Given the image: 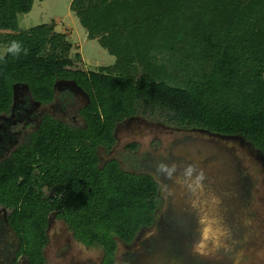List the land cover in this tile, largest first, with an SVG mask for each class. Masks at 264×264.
Returning <instances> with one entry per match:
<instances>
[{"label": "trees", "instance_id": "obj_1", "mask_svg": "<svg viewBox=\"0 0 264 264\" xmlns=\"http://www.w3.org/2000/svg\"><path fill=\"white\" fill-rule=\"evenodd\" d=\"M36 1L47 0H0V46L15 40L28 50L0 55V117L12 112L17 86H28L37 103L50 107L59 83H76L89 103L79 112L81 128L45 115L0 162V208L9 212L8 229L19 245L15 264H48L54 214L78 243L102 250V264H117L120 244L132 248L155 228L164 207L161 184L101 153L115 150L126 121L151 111L171 129L239 139L264 158V0L237 3L219 51L182 26H142L161 22L159 12L168 15L150 8V0H74L71 11L89 38L118 58L97 71L87 70L80 54L72 57L69 38L54 26L21 32L20 16L31 14ZM152 34L171 37L163 47L170 58L134 60L130 52L144 51Z\"/></svg>", "mask_w": 264, "mask_h": 264}, {"label": "rangeland", "instance_id": "obj_2", "mask_svg": "<svg viewBox=\"0 0 264 264\" xmlns=\"http://www.w3.org/2000/svg\"><path fill=\"white\" fill-rule=\"evenodd\" d=\"M73 1H36L31 14L20 16L21 32L42 26H54L56 33L68 38L73 32L72 41L69 39L74 47L72 57L82 55L87 70L115 66V57L88 39L87 31L71 11ZM6 54L7 49L0 46V55ZM56 91V102L49 108L41 107L37 115L28 112V107L35 104L25 101L23 112L18 108L15 113L13 133L25 134L27 123L36 126L46 114L81 128L84 123L79 112L87 102L85 95L63 84ZM22 92L27 91L19 90L15 102L19 106ZM24 97L27 99V95ZM117 137L115 150L111 155L102 153L103 159H117L128 172L154 176L164 198L157 226L140 236L132 248L120 244L117 264H264V158L239 139L171 129L151 111L121 125ZM131 146L137 150H130ZM161 163L176 166L172 179L157 171ZM188 165H194L197 173L203 171V189L192 192L186 184L182 186V174ZM195 175L188 183H195ZM8 214L0 209V264H15L19 252L7 227ZM203 216L214 220V227L225 233L220 247L208 245L207 255L193 251V244L200 240L199 220ZM50 240L48 264H102V250L78 243L55 214L51 216ZM20 264H26L25 260Z\"/></svg>", "mask_w": 264, "mask_h": 264}, {"label": "crops", "instance_id": "obj_3", "mask_svg": "<svg viewBox=\"0 0 264 264\" xmlns=\"http://www.w3.org/2000/svg\"><path fill=\"white\" fill-rule=\"evenodd\" d=\"M150 2L148 5L150 8H163L168 15L159 12L158 16L161 22L155 23L156 21H153L150 25L144 24L142 26L146 25V28H148V25L151 30L155 28L161 30L163 27L172 30L173 28L176 29L182 26L192 31L194 35L201 38L209 47L215 51H219L230 28L232 20L231 10H235L237 3H241L242 0H150ZM169 14L174 17V20L173 17H169ZM68 35L70 41H72L73 32ZM88 39L91 40L89 33ZM144 40H146L145 46H147L144 51L134 50L130 52L131 56H134V60L140 61L143 56L148 55L147 59L151 58V60L160 62H165L170 58L171 51L163 50V47L171 45L170 36L167 35L163 38L161 34L159 37L152 34ZM91 41L98 42L107 53L115 57L101 44L100 40ZM115 59L118 61L117 57Z\"/></svg>", "mask_w": 264, "mask_h": 264}, {"label": "clouds", "instance_id": "obj_4", "mask_svg": "<svg viewBox=\"0 0 264 264\" xmlns=\"http://www.w3.org/2000/svg\"><path fill=\"white\" fill-rule=\"evenodd\" d=\"M7 50L14 57L19 56L21 53H23L24 55L28 54V50L23 48L21 42L15 40L9 43ZM157 171L164 174L167 179H172L177 169L174 164L169 166L167 164L161 163L160 165H158ZM194 174H196L195 183H188V181L192 179ZM182 175L185 178L182 186L186 184L188 189L192 192H195L197 188L203 189V181L206 179V177L204 176L202 170L197 173L194 165H188ZM177 183H181V180L178 179ZM193 207H195V203L193 204ZM199 224L201 226V236L200 240L193 244V251L200 255H207L205 249L208 247V245L212 244L216 248L220 247L221 237H223L225 233L219 228L214 227L215 221L209 219L206 216L201 217V219L199 220Z\"/></svg>", "mask_w": 264, "mask_h": 264}, {"label": "flooded vegetation", "instance_id": "obj_5", "mask_svg": "<svg viewBox=\"0 0 264 264\" xmlns=\"http://www.w3.org/2000/svg\"><path fill=\"white\" fill-rule=\"evenodd\" d=\"M27 95V99H25L24 96ZM84 95V94H83ZM24 97V99L22 98ZM84 97V96H83ZM81 99V98H80ZM83 99H86L87 102H85V106L86 107L89 103V98L88 96L85 95V98ZM82 100V99H81ZM25 101H27V104L29 105H32L33 103L35 104V106H29L28 107V112L31 113V115H37V112H39L41 110V107H44V108H49V107H46V106H43L42 104L40 103H37L31 93L29 91L27 92H22L21 93V98H20V106L19 104L17 105L16 103L14 104L13 108H12V112L9 114V115H3L0 117V162L10 158L12 156V154L18 149L20 148L21 146H23L25 144V141L26 139L32 134L34 133L37 128L39 127L40 123L42 122L43 120V117L45 116H42L39 123L35 124L32 122L30 124H26L25 128H26V133L24 134H15L13 133V125L15 123V118H16V115L15 113L17 112L18 108L23 110L26 108V105H25ZM83 101V100H82ZM56 102V101H55ZM25 105V107L22 109V106ZM28 106V105H27ZM51 107V106H50ZM83 107V108H84ZM27 112V113H28ZM48 115V114H46ZM134 120V119H133ZM132 120H129V121H126L125 123L127 122H130ZM123 123V124H125ZM121 124V125H123ZM120 125V126H121ZM119 126V127H120ZM119 130V128H118ZM118 132V131H117ZM114 151V150H113ZM112 152L110 153H107L104 149L101 150V153H106V154H109L111 155ZM254 152V151H253ZM150 175V174H148ZM152 176V175H151ZM154 177V176H153ZM2 209V208H0ZM3 210V209H2ZM5 211V210H4ZM7 212V211H6ZM9 213V212H8ZM9 216V214H8ZM7 216V218H8ZM160 219V217H159ZM159 222V221H158ZM158 224V223H157ZM157 226V225H156ZM155 226V227H156ZM7 227H8V223H7ZM9 230V229H8ZM10 232V231H9ZM11 234V232H10ZM12 235V234H11Z\"/></svg>", "mask_w": 264, "mask_h": 264}, {"label": "water", "instance_id": "obj_6", "mask_svg": "<svg viewBox=\"0 0 264 264\" xmlns=\"http://www.w3.org/2000/svg\"><path fill=\"white\" fill-rule=\"evenodd\" d=\"M61 84H63V85H66V86H70V87H72L74 90H76V91H78L79 93H82V94H84V95H86L85 93H84V91L76 84V83H67V82H62V83H59L58 85H57V87H56V89L59 87V85H61ZM19 90H26V91H29V88H28V86H23V87H21V86H17L16 88H15V101H16V99H17V97H18V92H19ZM87 96V95H86Z\"/></svg>", "mask_w": 264, "mask_h": 264}]
</instances>
